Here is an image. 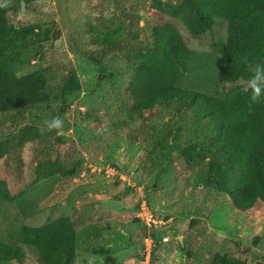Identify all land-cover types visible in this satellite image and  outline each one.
Wrapping results in <instances>:
<instances>
[{"label":"rangeland","instance_id":"rangeland-1","mask_svg":"<svg viewBox=\"0 0 264 264\" xmlns=\"http://www.w3.org/2000/svg\"><path fill=\"white\" fill-rule=\"evenodd\" d=\"M6 17L15 29L52 30L46 42L21 54L17 76L45 70L55 88L74 74L80 85L66 104L52 100L20 118L44 130L45 121L62 120V127L52 130L64 140L53 159L72 146L80 164L71 176L36 181L37 142L17 150L14 160L0 159V181L10 194H30L35 201L28 219L13 204L0 203V239L23 249V264L41 263L34 249L19 243L20 228L64 217L76 232L74 264H212L221 256L264 264V204L240 210L222 193L205 190L208 158L188 152L190 140L210 142L207 116L185 108L170 119L173 113L159 107L132 118L129 101L122 105L129 80L124 57L115 60L112 81L99 79L83 59L101 49L100 34L116 29L125 47H143L163 22L152 0H35ZM169 21L191 50L178 88L221 98L247 89L243 81H224L225 23L216 20L209 33L194 39L181 23ZM13 129L0 114V150ZM148 218L153 222L146 224Z\"/></svg>","mask_w":264,"mask_h":264},{"label":"trees","instance_id":"trees-1","mask_svg":"<svg viewBox=\"0 0 264 264\" xmlns=\"http://www.w3.org/2000/svg\"><path fill=\"white\" fill-rule=\"evenodd\" d=\"M35 0H0V114L14 125L13 138L0 150V159L14 160L17 150L37 142L36 181L56 176H71L80 161L75 149L68 146L62 157L53 159L56 146L64 140L55 131L20 122L24 111L54 101L64 105L80 89L74 74L55 88L47 82L45 70L17 76L21 54L30 47L46 42L51 29L38 30L35 25L12 28L7 14L15 13ZM152 6L163 16L161 25L152 29L143 47H125L119 40L120 30L100 34L99 51L84 53L83 59L97 70L98 78L112 81L115 60L121 54L129 71L126 98L127 114L141 119L146 112L165 108L172 119L185 108L192 114L206 115V145L189 144L190 153L206 155L208 160L205 190L227 197L236 209L247 210L258 202L264 204V93L252 102L251 89H233L224 97L188 92L177 87L191 50L169 19L181 23L191 38L209 33L218 20L227 26L224 81L246 83L249 65L264 63V0H152ZM118 53V54H117ZM121 56V57H122ZM261 71L264 72V66ZM259 85V82H258ZM100 84H97L99 87ZM179 129V128H178ZM180 135V132H178ZM205 158V159H206ZM0 203L13 204L23 219L34 213L30 194L14 197L5 182L0 181ZM19 243L35 250L41 264H74L76 232L69 218H59L40 227L23 226ZM8 243V242H6ZM25 253L20 246H9L0 239V264H23ZM212 264H244L226 256Z\"/></svg>","mask_w":264,"mask_h":264},{"label":"clouds","instance_id":"clouds-1","mask_svg":"<svg viewBox=\"0 0 264 264\" xmlns=\"http://www.w3.org/2000/svg\"><path fill=\"white\" fill-rule=\"evenodd\" d=\"M264 63H255L249 65L248 71L254 73V75L249 76L246 81L247 89H251V100L256 102L261 98L262 93H264V72L261 71ZM259 82V85H258ZM62 120L59 118H52L49 121H45L46 129L52 131L54 129H60L62 127Z\"/></svg>","mask_w":264,"mask_h":264},{"label":"built area","instance_id":"built-area-1","mask_svg":"<svg viewBox=\"0 0 264 264\" xmlns=\"http://www.w3.org/2000/svg\"><path fill=\"white\" fill-rule=\"evenodd\" d=\"M148 221L153 222L151 218H148V219L145 220V223L147 224ZM164 240H167V239H164ZM151 243H152V242H151V240H150V246H151Z\"/></svg>","mask_w":264,"mask_h":264},{"label":"water","instance_id":"water-1","mask_svg":"<svg viewBox=\"0 0 264 264\" xmlns=\"http://www.w3.org/2000/svg\"><path fill=\"white\" fill-rule=\"evenodd\" d=\"M144 230H145V229H144ZM139 233H140V236H142V235H143V233H145V232H144V231H143V232H142V231H140Z\"/></svg>","mask_w":264,"mask_h":264}]
</instances>
